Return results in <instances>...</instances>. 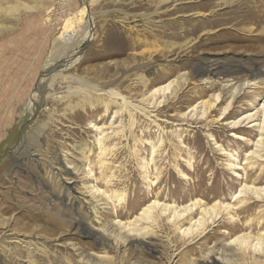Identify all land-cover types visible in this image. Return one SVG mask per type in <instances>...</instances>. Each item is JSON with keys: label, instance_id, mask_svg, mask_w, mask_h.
Masks as SVG:
<instances>
[{"label": "rangeland", "instance_id": "rangeland-1", "mask_svg": "<svg viewBox=\"0 0 264 264\" xmlns=\"http://www.w3.org/2000/svg\"><path fill=\"white\" fill-rule=\"evenodd\" d=\"M160 1L0 0V155L7 152L0 156V264H209L214 250L225 248L233 250L231 264H264V244L254 249L264 231V200L240 204L242 198L232 197L243 184L264 187V173L257 176L264 150L256 143L264 76L261 87L240 90L229 106L221 91V85L255 80L247 70L250 61L264 63V0ZM81 8L72 33L83 36L88 24L92 35L80 60L38 93L42 68L53 64L63 32L71 34L63 28L66 20ZM216 58L243 65L194 72L204 59ZM179 74L186 80L173 96L150 98L153 88ZM90 85H98L100 94ZM104 85L134 105L144 104L152 117L124 110L119 102L105 112ZM35 94L43 101L32 113ZM212 95L218 101L200 117L199 107L211 103ZM75 103L80 106L72 108ZM193 106L197 110L190 114ZM31 136L36 140L29 142ZM100 136L106 137L103 154L96 143ZM34 150L37 156L27 158ZM254 150L261 151L257 162ZM247 163L254 165L252 172ZM63 164L79 169L78 178L71 179ZM64 182L76 189L73 206L61 197ZM84 200L94 208L87 209ZM153 201L160 218L150 226L159 252L154 257L123 250L133 228L129 222ZM195 203H216L222 211L201 234H181L189 213L198 217ZM162 204L175 207L179 220L169 223ZM146 223L139 219L138 225ZM110 224L113 251L83 234L84 226L102 234ZM5 232L23 243L4 244Z\"/></svg>", "mask_w": 264, "mask_h": 264}, {"label": "bare ground", "instance_id": "bare-ground-1", "mask_svg": "<svg viewBox=\"0 0 264 264\" xmlns=\"http://www.w3.org/2000/svg\"><path fill=\"white\" fill-rule=\"evenodd\" d=\"M92 1L94 2L96 0H90L89 3H92ZM167 1L168 0H161L159 3H162V2L165 3ZM83 12H84V8H81L78 12H76L75 14L72 15L74 20H71L70 19L71 17L66 20L65 26L63 28L64 29H68L69 28L70 29L69 31H71V34L69 33V35H67V32H63V33H66L65 37L63 38L61 44H59L58 47H56L55 51L52 52L54 54H58L57 56H54V55L51 56V58H53V64L48 62L42 68L43 70H42V73H41V77H40L39 81L36 84V89H37L38 93H42L43 94V90L47 89L49 86H52L53 83H54V80L62 75L61 70L63 71V69L65 67L69 66L74 61L80 60L81 55H82V46L86 42V40H88L91 37V35H92V33H90V31H91L90 28L91 27L88 24L86 25V27H85L86 31L84 32L83 36L74 35V32L72 33L71 27L75 23V21L77 20V19H75V17L78 16V14L79 15H83ZM87 29H88V31H87ZM168 29H170V28H168ZM263 33H264V31H263ZM84 36L85 37L87 36V38L85 39ZM59 37H61V35ZM77 51H78V56L75 55V53ZM68 52H69V55L67 54ZM61 58L62 59L66 58V59L61 61L62 60ZM55 59H58V60L61 59L60 62H59L60 65L58 63H56V62H58V60L56 61ZM226 63H227L226 61H224V62L220 61L219 62V59H217V58L216 59H204L200 64H198L195 67L194 72L200 73V74L213 73V72L214 73H217V72L219 73V72L227 71L228 69H231V67H239V66L243 65V64H241L240 60L237 61V63H236L237 65H235V64H226ZM57 66L60 67V70H58V71H56L57 69H55ZM247 70H248L249 74L252 77L255 78V80H252V81L246 82V83H241V84H238V85H236L234 87H231V84L221 85L222 86L221 87V91H222L223 95H227L229 97L230 101L228 103V106H229L230 102H232V100L237 96V94L240 92V90H242V89H250V88H254V87L256 88L258 85L261 87V85H263L264 81H263L262 77L264 76V63L250 61V66L247 68ZM185 75L186 74H179L171 82H168V83H166L164 85H161L159 87L153 88L149 92L150 98L151 99H155L156 96H162V97H166L167 96L168 97V95H172L174 92H176V91H178L180 89V86H181L182 82H184L186 80L185 79ZM68 78L70 80H75L72 76H68ZM205 80L202 81L203 82L202 84L207 88L208 87L207 85H209V82H207ZM83 82H85V81H83ZM111 82H112L111 85H113V82H116V81L112 80ZM210 86L211 85H209V87ZM106 87L107 86L104 85L102 88H106ZM87 89L90 90L91 92H95L97 94L98 93L100 94V91L102 90L101 88L98 87V85L97 86L90 85V86H88ZM42 94L40 95V97L38 96V94H37V96H36V94L34 95V97H36V98L33 99V101H31L32 102V104H31L32 108H30L33 111L32 113H34V111L36 109H38V106L42 103V101H43ZM104 94L106 95L107 100H108V103L105 105V112L108 110V104H110V103L114 104L115 102L116 103L119 102V106H121L124 110H128L129 109V110H132L134 112L140 113V115L142 114L143 116H146V117H149V116L152 117L150 115L151 112L148 110L147 106H145L144 104H142V105H134V104H132L131 102H129L127 100L126 97H124V96L120 95L119 93H117L113 86L106 88ZM37 97H39L38 101H37ZM212 97H213V99L211 98L212 99L211 103L204 102L201 105V107H199L200 108L199 109L200 117L205 116L206 113L210 109H212L214 104L219 99L218 95H212ZM148 105L151 106V105H153V103H150V100H149L148 101ZM79 106L80 105H77V103H75L74 107H72V108H78ZM227 107L225 109H227ZM196 110H197L196 106H193V107H191L189 112L191 114V113L195 112ZM225 115H226L225 111H223L222 116L225 117ZM247 117L248 116H244V117L239 118L238 120L232 121L230 123V126H236L237 124L244 122V120ZM256 126H257V131H258V140H257L256 143L258 144V147L260 149L262 148L261 150L263 151L264 150V148H263L264 147V143H263L264 142V105H262V120ZM99 130H101V128H96V131H99ZM105 138H106L105 136L104 137L100 136V137L96 138V143H97V145H98V147L100 149V153H102V154L105 152V149H104V147H105L104 142H106ZM235 138H237L239 140H242V141H245L242 137H240V138L239 137H235ZM33 140H36V136L34 138L31 136L28 139L29 142H31ZM25 147H27V145ZM155 149L156 148L151 147V154L154 153ZM260 153H261L260 150L259 151H255L254 150L253 152H251L252 159L254 158L255 162H257V160L262 158ZM26 155H27L26 156L27 158L28 157L32 158V157H36L37 156L35 150L33 152H27ZM247 165H248L247 169L250 172H252L253 169H254V165L251 164V163H247ZM62 167L64 168L65 172L69 173L70 176H72L71 179H74V178L77 177V172L79 171L78 168H77L78 170H76V168H74L73 171H69L67 166H65V164H63ZM105 167H107V165L105 164L104 159L99 160V168L102 169L101 171H103ZM229 167H232V165H229ZM259 171H260V173L257 175L258 177L262 173H264V169L261 168V169H259ZM54 175L56 177L57 176L59 177L57 172L54 173ZM73 175H74V177H73ZM78 175H80V174H78ZM102 175H104V174H102ZM243 175L246 176L247 174H245V172H244ZM244 176H243V178H244ZM101 177H103V176H101ZM239 177H240V175H239ZM104 179L106 181L108 178L104 177ZM69 182H74V181H69ZM107 182H109V180H107ZM107 182H106V184H107ZM70 184L71 183H67V182H64V183L60 184V188L62 190L61 197L64 199L63 201L67 202L68 205L73 204L72 201H75L74 198L72 199L71 194H72L73 191L74 192L76 191V189H73L72 188L73 186L71 187ZM263 192H264V187L256 188L255 186H252V185L243 184V185H241L238 193L235 194L232 197H233V199H237V198L241 199L242 198L238 202L240 204L243 203L244 201L246 203L247 202L246 199H248V198H253L255 200V202H261V201L264 200V193ZM116 198H117V195H116ZM84 204L87 205V209L91 210V209L94 208V206H93V204L91 202H87V201L84 200ZM196 204L199 205L198 217L195 218V219H192L191 213H189V215H190V216L188 215L189 216V224H188L189 226L186 227L185 229H183L181 231V234L189 235V234H193L194 232L195 233L199 232L201 234L202 232L205 231L206 225L208 224V220L211 219L213 215H214V218L218 217L219 212L222 211L221 210V206L216 204V203H214L213 205L208 206V207H204V206L200 207V203H195L194 207L196 206ZM158 205H159L158 202L153 201L149 205H147L144 208H142L140 213L138 215H136L133 218L132 221L129 222V225H133V228L130 230V232H131L130 235L126 236L125 241H127V243H126V247L123 248V250H129L130 249L135 254L136 253L137 254L146 253V254H150L151 256H154V255H156L159 252V249H158L159 248V243L155 239V233H154L153 229L150 226L151 224H156L157 220L160 218L159 214L155 215V214H153V211H152ZM71 206H73V205H71ZM95 206H97V205H95ZM255 206H257V205L255 204ZM224 208L226 209L227 207L225 206ZM246 208H248V207L246 206ZM154 211H156V210H154ZM185 212H186V210H185ZM158 213H159V211H158ZM165 213H168L167 216H166V219H167V221L169 223H173V222H175V220H179V218L181 216V215H178L176 213L175 207H173L171 205L162 204L161 205V214H165ZM208 214H210V216L207 218ZM139 219L140 220H142V219L145 220V222H147L149 225H147V223H146V225H142V226L140 225L139 226L138 225ZM82 226H83V224H82ZM91 230H88V231L85 230V226H84L83 234H85L86 236L92 237L95 241L99 242L102 246L107 247L109 250H112V251L115 250V246H116L115 245V241L116 240H115V236H113V233H114L113 230L114 229H113L111 224L108 227V229H106V232L102 233V234L101 233H92L93 231H91ZM113 238H114V241H112ZM255 240H256V243H255L254 249L257 250V248H260V247L262 248L261 245L264 244V231L260 232L256 236ZM232 241H230L229 244ZM19 242L23 243L22 240H17V238L13 237V234H11V233L8 234V232L4 233V240H3L4 244H6V243L9 244L10 243V244L16 245ZM244 244L240 243L239 246H244ZM217 251L218 252H216V250H214V252L211 254V257H210L209 262H208L209 264H231V260H232V257H233V250L232 249H226L225 248V250L222 249V250H217ZM216 255H218V256H216ZM168 264H171L170 260L168 261Z\"/></svg>", "mask_w": 264, "mask_h": 264}, {"label": "water", "instance_id": "water-1", "mask_svg": "<svg viewBox=\"0 0 264 264\" xmlns=\"http://www.w3.org/2000/svg\"><path fill=\"white\" fill-rule=\"evenodd\" d=\"M4 154H7V152H6V153H4ZM4 154H1L0 156H3Z\"/></svg>", "mask_w": 264, "mask_h": 264}]
</instances>
